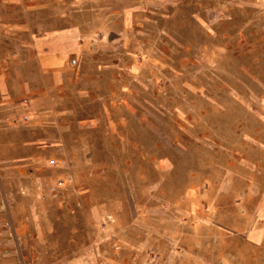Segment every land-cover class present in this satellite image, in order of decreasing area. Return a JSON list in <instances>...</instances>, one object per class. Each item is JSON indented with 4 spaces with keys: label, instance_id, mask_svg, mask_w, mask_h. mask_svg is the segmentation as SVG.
<instances>
[{
    "label": "rangeland",
    "instance_id": "1",
    "mask_svg": "<svg viewBox=\"0 0 264 264\" xmlns=\"http://www.w3.org/2000/svg\"><path fill=\"white\" fill-rule=\"evenodd\" d=\"M44 15L16 37L76 45L59 86L18 96L0 264H264V0H49Z\"/></svg>",
    "mask_w": 264,
    "mask_h": 264
},
{
    "label": "crops",
    "instance_id": "2",
    "mask_svg": "<svg viewBox=\"0 0 264 264\" xmlns=\"http://www.w3.org/2000/svg\"><path fill=\"white\" fill-rule=\"evenodd\" d=\"M48 9L49 0H0V60L2 57H15L19 61L16 67L9 65L5 68L0 64V152L3 147L11 149L19 144L11 128L12 122L17 121L22 113L18 96L24 97L35 88L48 90L50 75L53 85L59 86L64 80L69 57L67 44L76 40L73 33H47L34 38L33 33L25 31L24 42L16 37V32H21L19 25H34L35 18L39 19L37 24H42L41 19L47 17L44 11ZM82 47L79 43L77 49ZM30 56H35V60ZM32 60L37 63L35 72L34 68L27 69ZM24 105L28 111L27 101ZM22 117L28 119V114Z\"/></svg>",
    "mask_w": 264,
    "mask_h": 264
},
{
    "label": "built area",
    "instance_id": "3",
    "mask_svg": "<svg viewBox=\"0 0 264 264\" xmlns=\"http://www.w3.org/2000/svg\"><path fill=\"white\" fill-rule=\"evenodd\" d=\"M25 118H27V117H25Z\"/></svg>",
    "mask_w": 264,
    "mask_h": 264
}]
</instances>
